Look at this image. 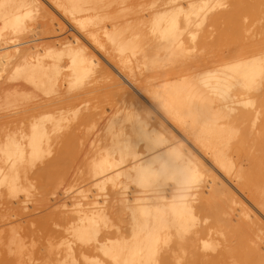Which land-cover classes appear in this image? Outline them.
<instances>
[{
	"label": "bare ground",
	"instance_id": "bare-ground-1",
	"mask_svg": "<svg viewBox=\"0 0 264 264\" xmlns=\"http://www.w3.org/2000/svg\"><path fill=\"white\" fill-rule=\"evenodd\" d=\"M260 2L0 0V196L11 199L0 210V264L69 259V228L94 218L101 245L127 241L113 249L122 262L260 259L251 248L264 220ZM219 4L228 7L214 13ZM49 157L39 173L59 182L30 208L19 194ZM161 161L162 188L134 182ZM65 175L78 186L71 197ZM38 210L49 212L31 219ZM73 251L107 259L95 246Z\"/></svg>",
	"mask_w": 264,
	"mask_h": 264
},
{
	"label": "snow or ice",
	"instance_id": "snow-or-ice-1",
	"mask_svg": "<svg viewBox=\"0 0 264 264\" xmlns=\"http://www.w3.org/2000/svg\"><path fill=\"white\" fill-rule=\"evenodd\" d=\"M7 7V5L0 3V8ZM196 5H189V8H195ZM219 8H227V4H219L216 5ZM261 13L264 14V0H261L260 5ZM170 176V170L167 163L161 161L159 168L149 167L147 169H140L138 171V176L134 181L141 188H153V187H163L165 182ZM262 211H264V201L261 202L260 205ZM114 212H119L118 207L114 208ZM92 227L88 230L78 229L75 225L69 228L70 240L65 241V246L68 249L69 259L63 261H49V262H33V264H133V262L129 261H121L118 255L113 253V249L117 247V245L123 246L127 244V241L120 240H106L103 245H101L99 236H100V228L101 222H98L95 218L91 221ZM103 226L107 227L110 221L107 216L103 217ZM262 230L258 237L253 239L251 248L253 251L259 253L260 259L258 261H249L247 264H264V220L261 221ZM196 224L195 217L192 216V219L189 225L183 227V231H188L190 228L194 227ZM79 246L81 249L85 247L95 246L98 251L103 252L104 256L107 258L105 261H101L100 259H89L88 256H83L82 259L77 260L75 258V252L73 249ZM111 246V247H109ZM208 245H205L207 248ZM14 254V253H13ZM23 264V261L20 262ZM141 264H145V262L141 261ZM147 264H159V262L155 259H149Z\"/></svg>",
	"mask_w": 264,
	"mask_h": 264
},
{
	"label": "rangeland",
	"instance_id": "rangeland-1",
	"mask_svg": "<svg viewBox=\"0 0 264 264\" xmlns=\"http://www.w3.org/2000/svg\"><path fill=\"white\" fill-rule=\"evenodd\" d=\"M214 9H216V10H214ZM213 10V12L214 13H217V12H219V11H221L222 10V8H219L218 7V9L217 8H214ZM67 30H68V28L66 29V32H64V33H60V34H58L57 36H63V35H65L66 33H67ZM57 36H54V37H57ZM190 56H194V53H190ZM238 108H241L240 106H238ZM51 156H53V155H51ZM50 156V157H51ZM48 158V159H46L43 163L42 162H39V163H37V165L35 166V168H34V172H36L37 170H38V173H39V169H41V167H44L47 163H46V161H50V159L51 158ZM37 169V170H36ZM37 173V172H36ZM37 173V174H38ZM42 178H41V177ZM54 176H56V177H54ZM40 177V178H39ZM45 178V179H44ZM46 179L48 180V181H46ZM59 175L57 174V175H52L51 177L50 176H42L40 173L38 174V176H36L35 177V179H34V181H33V186H32V188L29 190V192H28V195L26 194V193H20L19 194V198L18 199H20V201H22V199L23 200H26V201H28V203H29V206H30V208H32V206L34 205V202L38 199V198H40V197H42L41 195H43V196H46V195H48L49 193H50V191H52L53 190V188H54V185H55V181L56 182H59ZM62 179H63V184H62V186H65V188L63 187V188H61V192H62V194H64V196H69V197H71V196H73L74 194H75V192L74 191H76V189L78 188V186H75L76 184L75 183H71L70 181H71V179L69 178V176H67V175H65V176H63L62 177ZM50 180H54V181H50ZM53 182V183H52ZM49 183V184H48ZM51 183V184H50ZM232 184H233V186H232ZM73 185V186H72ZM231 186L234 188V187H237L236 186V184L235 183H233V182H231ZM43 187V188H42ZM45 188V189H44ZM63 189H64V191H63ZM40 190H42V191H40ZM44 190V191H43ZM236 190H238V189H236ZM37 191V192H36ZM40 191V192H39ZM46 191H49V193L48 194H46L45 192ZM3 193H2V195L0 196V204H2V206L0 207V210L2 211V209H3V207H5L6 206V204L9 202V201H11V199H10V196L8 195V194H6L7 192H5V191H2ZM74 192V193H73ZM32 193V194H31ZM35 193H36V195H35ZM38 193V194H37ZM66 193V194H65ZM243 194V195H242ZM30 195V196H29ZM38 195H40V196H38ZM239 195L240 196H246V194L244 193V192H242V190L241 191H239ZM6 196V198H4ZM239 196V197H240ZM1 197H2V199H1ZM22 197H24V198H22ZM26 197H27V199H26ZM7 199V200H6ZM60 199V198H59ZM6 200V201H5ZM5 201V202H4ZM4 203V204H3ZM29 210H32V209H29ZM28 210V211H29ZM28 211H27V217H25V218H29L28 216L29 215H31V213L29 214L28 213ZM40 211L41 210H38V211H35V212H33L32 213V215L30 216V218L31 219H34L36 216V218H38V217H40V215L42 216H44V215H46L47 213H46V211H42V213L43 212H45V213H40ZM37 212V213H36ZM34 213H36V214H34ZM34 215V216H33ZM33 217V218H32ZM29 218V219H30ZM35 218V219H36ZM26 220V219H25ZM25 220H23V223H24V221ZM28 220V219H27ZM18 223H21V221L20 222H18ZM39 225V223H36V227ZM32 228H35V226H34V224H32ZM36 239V241H37V244L35 245V247H36V249H38L41 245H42V243H44V241H45V238L44 237H42V238H40V239H38V238H35ZM38 239V240H37ZM58 240L60 239V238H57ZM29 243H31L30 241H28L27 242V244H29ZM36 243V242H35ZM230 242H228V244H229ZM29 245H31V244H29ZM28 246V245H27ZM39 246V247H38ZM35 247H32L31 246V248L32 249H30V250H33ZM28 248H30V247H28ZM35 249V250H36ZM34 250V251H35ZM220 250V248H218L217 250H216V252H218ZM210 252H213V251H210ZM215 252V253H216ZM34 255V254H33ZM29 257V256H28ZM34 257H35V255H34ZM33 258V257H32ZM37 259V258H36ZM35 258L33 259V260H36ZM32 260V261H33ZM52 260V259H51ZM30 261V259L29 258H25V262H29ZM32 261H30V263H28V264H33L32 263ZM53 261V260H52ZM34 262H36V261H34ZM38 262V261H37Z\"/></svg>",
	"mask_w": 264,
	"mask_h": 264
}]
</instances>
